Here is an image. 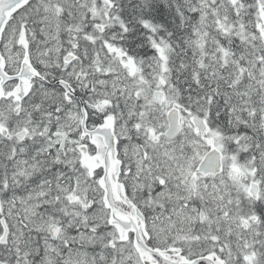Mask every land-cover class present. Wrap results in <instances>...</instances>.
<instances>
[{"label": "snow or ice", "instance_id": "1", "mask_svg": "<svg viewBox=\"0 0 264 264\" xmlns=\"http://www.w3.org/2000/svg\"><path fill=\"white\" fill-rule=\"evenodd\" d=\"M0 264H264V0H0Z\"/></svg>", "mask_w": 264, "mask_h": 264}]
</instances>
